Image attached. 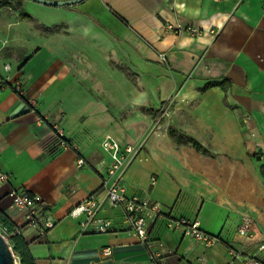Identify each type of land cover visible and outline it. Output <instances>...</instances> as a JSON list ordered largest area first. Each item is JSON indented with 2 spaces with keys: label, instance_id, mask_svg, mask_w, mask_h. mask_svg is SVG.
I'll return each instance as SVG.
<instances>
[{
  "label": "crops",
  "instance_id": "crops-1",
  "mask_svg": "<svg viewBox=\"0 0 264 264\" xmlns=\"http://www.w3.org/2000/svg\"><path fill=\"white\" fill-rule=\"evenodd\" d=\"M4 1L0 41L21 56L0 53V171L8 175L0 211L20 228L34 263L151 264L156 255L198 264L204 255L226 264L230 248L261 260L264 180L250 153L256 147L264 158V0ZM14 1L7 17L1 10ZM16 80L25 98L13 92ZM56 127L78 151L57 145ZM170 128L208 152L178 143ZM104 138L136 148L118 182L161 203L147 244L123 231L82 234L69 216L88 195L103 198ZM13 189L45 202L54 226L43 237L24 225ZM102 214L121 219L106 206ZM244 214L255 221L253 238L237 232ZM180 218L219 240L205 248L168 229L167 220Z\"/></svg>",
  "mask_w": 264,
  "mask_h": 264
},
{
  "label": "built area",
  "instance_id": "built-area-1",
  "mask_svg": "<svg viewBox=\"0 0 264 264\" xmlns=\"http://www.w3.org/2000/svg\"><path fill=\"white\" fill-rule=\"evenodd\" d=\"M167 28L175 32L186 31L191 35H198L200 32L196 27L175 28L168 24ZM10 64H4L3 70L7 73L10 71ZM13 92L21 98H25V89L22 86L21 80H16L11 84ZM1 90V87H0ZM30 100V99H29ZM32 105L34 101L30 100ZM166 107V106H165ZM246 121V120H245ZM246 128L250 129V124L246 121ZM56 142L61 149L71 148L73 151H78V147L67 141L63 131L56 127ZM101 146L104 151L109 154L110 162L107 165V172L102 179L103 198H98L95 194H90L85 197V200L74 205L69 211V216L75 217L79 220L80 233L85 234L91 232L95 234L100 233H114L116 231H123L131 233L136 236L142 244H147L149 241L150 223L156 219L161 213V203L146 195H139L137 193H129L126 187L120 184L119 179L127 169V165L136 156V148L131 145L123 147L117 140L104 138ZM77 167L84 165V159L78 157L76 161ZM8 180V175L0 171V183ZM151 184L155 183V177L150 178ZM13 206L17 207L22 214H24V221L26 227H31L37 230L40 237L53 228L54 218L49 212L43 199L39 196L33 195L25 190L13 189L9 193ZM120 212L121 219L119 222L113 221L111 218L105 217L102 214L104 207ZM240 224L237 232L242 237L253 238L252 225L254 222L251 217L244 214L240 219ZM168 229H181L184 237H189L199 245L205 248L214 246L219 240V236H212L205 232L199 222L190 219H169L166 221ZM20 228L15 227L12 235L20 233ZM0 233L6 238L11 249L12 245L7 237L6 229L0 226ZM258 250L264 249V244H259ZM230 259L226 264H237L238 261L247 264H264V261L256 257V254L248 255L242 254L232 248L229 249ZM14 254V252H13ZM103 254L110 255V249L104 248ZM15 264H19V257L14 254ZM198 264H218L209 262L204 255L197 258ZM116 264H135L133 262H118ZM151 264H168L162 256H151Z\"/></svg>",
  "mask_w": 264,
  "mask_h": 264
},
{
  "label": "trees",
  "instance_id": "trees-1",
  "mask_svg": "<svg viewBox=\"0 0 264 264\" xmlns=\"http://www.w3.org/2000/svg\"><path fill=\"white\" fill-rule=\"evenodd\" d=\"M3 4H6V1L0 0V5ZM24 16L29 17V15L27 14H24ZM210 84L211 83H209V85ZM209 85H207L206 87H208ZM169 134L173 138H175V140L178 143L190 142L195 147L196 150L202 151L203 153L208 152L204 147H202V145L199 143L198 140H195L190 136H186L183 133L181 134L174 128L169 129ZM262 176L264 177V169H262ZM0 226L6 229L7 237L12 245V250L14 254H16L17 257H19V264H35L34 258L29 254L27 242H25L21 233L12 235L15 226L5 214L1 213V211H0Z\"/></svg>",
  "mask_w": 264,
  "mask_h": 264
},
{
  "label": "rangeland",
  "instance_id": "rangeland-1",
  "mask_svg": "<svg viewBox=\"0 0 264 264\" xmlns=\"http://www.w3.org/2000/svg\"><path fill=\"white\" fill-rule=\"evenodd\" d=\"M13 6V7H12ZM12 6H11V8L9 9H7V8H4L3 10H1V12H5L6 14V16L8 17H14L15 15V9L17 8V4H16V2L14 1V2H12ZM5 45H7L6 44V42L5 41H0V53L1 54H3V55H9V54H16V53H18L19 55H20V51L18 50H15V49H13L12 48V50H8L9 48H7V46H5ZM11 48V47H10ZM21 56V55H20ZM157 119V118H156ZM242 121H243V125H245L246 126V121H244L243 119H242ZM252 137V136H251ZM257 145V144H256ZM250 158L252 159V161H253V163H255L257 166H258V168H259V170H260V173H261V175H262V169H264V158H263V156L260 154V152L258 151V149L255 147L254 148V151H252L251 153H250ZM262 178H263V180H264V177L262 176ZM253 221V220H252ZM254 222V224L252 225V232L254 231V229H255V221H253ZM259 257L261 258V260H263L264 261V249L261 251V254L259 255Z\"/></svg>",
  "mask_w": 264,
  "mask_h": 264
},
{
  "label": "water",
  "instance_id": "water-1",
  "mask_svg": "<svg viewBox=\"0 0 264 264\" xmlns=\"http://www.w3.org/2000/svg\"><path fill=\"white\" fill-rule=\"evenodd\" d=\"M37 1L48 5L52 4V5L64 6V4L79 3V1L81 0H64V1L37 0ZM0 264H15V257L13 254V250L11 249L9 243H7V240L2 235V233H0Z\"/></svg>",
  "mask_w": 264,
  "mask_h": 264
}]
</instances>
